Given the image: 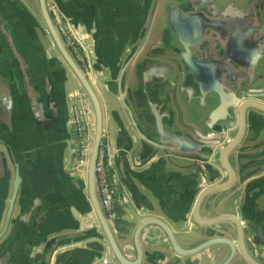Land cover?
<instances>
[{
  "label": "water",
  "instance_id": "water-1",
  "mask_svg": "<svg viewBox=\"0 0 264 264\" xmlns=\"http://www.w3.org/2000/svg\"><path fill=\"white\" fill-rule=\"evenodd\" d=\"M204 1L135 0L127 22L115 13L104 48L98 21L66 18L48 0H34L37 15L0 0L1 261L12 233H35L39 264H261L264 0H232L226 57L200 49ZM162 36L167 56L147 45ZM101 148L130 214L121 240L102 203ZM60 204L77 223L60 225Z\"/></svg>",
  "mask_w": 264,
  "mask_h": 264
},
{
  "label": "crops",
  "instance_id": "crops-1",
  "mask_svg": "<svg viewBox=\"0 0 264 264\" xmlns=\"http://www.w3.org/2000/svg\"><path fill=\"white\" fill-rule=\"evenodd\" d=\"M49 4H54L56 6V11L63 12L64 16L69 19H73L76 22H84L88 24H95L98 21L99 26L102 29V32L99 34L95 28L94 36L99 37L104 43L105 47L108 48L109 44L114 39L115 32L113 31L115 13L122 20H119V23H125L128 21V18L133 17V11L135 7V0H48ZM105 140V139H104ZM112 177V186L115 189L116 197V206L117 211L124 213L127 210V206L123 205L122 195L124 190L113 174L109 170ZM39 183L46 184L44 181L40 180ZM56 203L59 204V200H56ZM60 208V216L62 223L60 225H74L73 221L77 223V220L80 219V216L77 212H73V221L68 218V216H63V212ZM18 211L15 212L17 215ZM63 218V219H62ZM54 223L57 222L54 220ZM115 228V227H114ZM12 239L8 242V258L4 261H1L3 257H0V264H39L38 254L39 249L32 247L30 253H28L29 242H33L36 239V234L33 233L31 239L28 240L24 237H21L20 234L15 235L11 234Z\"/></svg>",
  "mask_w": 264,
  "mask_h": 264
},
{
  "label": "flooded vegetation",
  "instance_id": "flooded-vegetation-1",
  "mask_svg": "<svg viewBox=\"0 0 264 264\" xmlns=\"http://www.w3.org/2000/svg\"><path fill=\"white\" fill-rule=\"evenodd\" d=\"M252 1L255 2L257 5H259L260 3V0H252ZM232 3H233L232 0H212V2H210V0H205L204 2H202V5H199L198 3L195 6V9L198 10L197 15L201 19L200 22H202L201 25L204 26L203 30H204V36H205V43H203L200 46V49L202 50H204L205 48L207 49L205 51L206 56H216L219 54L221 56L226 57L227 55H229L231 44L229 41H227V37L229 33L228 19L229 17L231 18L232 16L231 15L232 12L230 9V6L232 5ZM193 27L195 30H197L195 26ZM60 29L64 30L67 36H69L71 39L70 33L68 31V28L65 22L60 23ZM216 31L220 32L222 36V40L226 42L219 43L216 39H211V35L214 34ZM163 37L164 36L160 37V39L155 40V41L150 40L149 41L150 44H147V45L149 47L151 45L155 48L163 50V52L160 51L156 53L159 55L166 54L167 56L169 55L170 51L164 50V47L162 45L165 43V39ZM106 135H104V139ZM108 192H109V195L112 197V203H113L111 205L110 214L115 215L112 221H113V224L116 230L117 237L119 240H121L123 238V235H125L130 228L129 227L127 229L126 226L128 225L125 222L130 217L129 216L130 214H127L125 211L124 213L117 211V206L115 203L116 202L115 197L117 193L115 192V189L113 188L111 181L110 183H108ZM254 257H256L258 262H260L261 264H264V259L258 256V254L255 253Z\"/></svg>",
  "mask_w": 264,
  "mask_h": 264
},
{
  "label": "built area",
  "instance_id": "built-area-1",
  "mask_svg": "<svg viewBox=\"0 0 264 264\" xmlns=\"http://www.w3.org/2000/svg\"><path fill=\"white\" fill-rule=\"evenodd\" d=\"M62 33L65 35L67 45L73 47V40L67 36L66 32L62 30ZM73 113V123H72V132L74 136V143L78 153L79 163H83L86 153V126L85 122L82 119L84 116V111L79 108L77 105L72 106ZM96 173L98 178L99 189L102 197V203L110 214L112 197L108 192V183H112V177L109 170L107 169V160L105 156V151L101 148L98 154V159L96 163Z\"/></svg>",
  "mask_w": 264,
  "mask_h": 264
},
{
  "label": "rangeland",
  "instance_id": "rangeland-1",
  "mask_svg": "<svg viewBox=\"0 0 264 264\" xmlns=\"http://www.w3.org/2000/svg\"><path fill=\"white\" fill-rule=\"evenodd\" d=\"M25 3H26V5H28L33 11V13L35 14V15H37V8H36V6H35V4H34V0H23ZM72 90H73V86H68L67 87V92H72Z\"/></svg>",
  "mask_w": 264,
  "mask_h": 264
}]
</instances>
